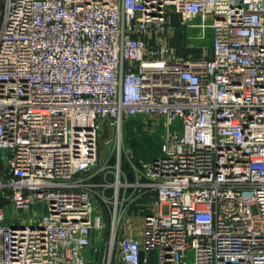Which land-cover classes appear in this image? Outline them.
<instances>
[{
    "label": "built area",
    "instance_id": "1",
    "mask_svg": "<svg viewBox=\"0 0 264 264\" xmlns=\"http://www.w3.org/2000/svg\"><path fill=\"white\" fill-rule=\"evenodd\" d=\"M130 118L161 154L126 172ZM108 215L102 264H264V0H0V264H92Z\"/></svg>",
    "mask_w": 264,
    "mask_h": 264
},
{
    "label": "rangeland",
    "instance_id": "2",
    "mask_svg": "<svg viewBox=\"0 0 264 264\" xmlns=\"http://www.w3.org/2000/svg\"><path fill=\"white\" fill-rule=\"evenodd\" d=\"M200 32L201 30L199 29L177 30L173 36L167 40V42H169V45L177 50L179 57L199 58L204 54L205 50L211 46L213 35V32L208 29L206 30L205 36H203V38H198ZM165 37L168 39L169 35ZM103 125L108 127L107 119L103 120ZM143 127H145L143 125V121H141L139 118H130L125 120L122 129L121 146L123 151V160L125 161L123 168L126 170V172H129L130 170V163L128 160H131L136 165L143 166L150 163L154 158L161 154L160 133L154 131L146 132ZM114 137V132H112L111 138ZM108 138H110L109 131L104 132L102 139L108 140ZM36 213L37 211L35 209L29 212H16L11 207L8 211L7 219L9 222H12L17 218L28 219L36 215ZM113 226V219L110 215H108L105 217L103 228L95 233L93 238V252L91 254V257L94 261L92 264H102L104 261H107L106 257H108L114 229H119L116 231L118 239L116 240L112 250V253L114 254L113 260L117 261L119 259L120 252V238L124 235L129 237H139L141 235V229L143 227L142 214H138V211L134 209L129 210V212L122 214L119 225L116 223L114 229ZM151 264H156L155 259Z\"/></svg>",
    "mask_w": 264,
    "mask_h": 264
},
{
    "label": "crops",
    "instance_id": "3",
    "mask_svg": "<svg viewBox=\"0 0 264 264\" xmlns=\"http://www.w3.org/2000/svg\"><path fill=\"white\" fill-rule=\"evenodd\" d=\"M177 30H183V29H181V28H179V27H178V29H177ZM138 214H139V213H138ZM115 261H116V260H115Z\"/></svg>",
    "mask_w": 264,
    "mask_h": 264
}]
</instances>
